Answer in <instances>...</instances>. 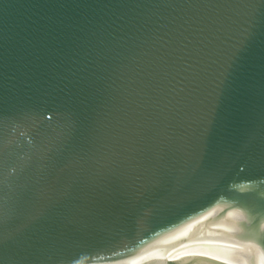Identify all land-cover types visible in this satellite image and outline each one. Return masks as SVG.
<instances>
[{
  "label": "water",
  "instance_id": "water-1",
  "mask_svg": "<svg viewBox=\"0 0 264 264\" xmlns=\"http://www.w3.org/2000/svg\"><path fill=\"white\" fill-rule=\"evenodd\" d=\"M0 264H264V0H0Z\"/></svg>",
  "mask_w": 264,
  "mask_h": 264
}]
</instances>
